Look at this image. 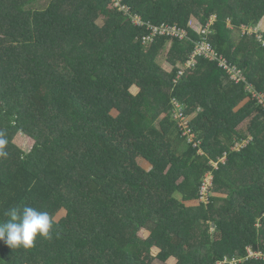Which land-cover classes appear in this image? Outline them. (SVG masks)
Wrapping results in <instances>:
<instances>
[{
  "label": "trees",
  "instance_id": "trees-1",
  "mask_svg": "<svg viewBox=\"0 0 264 264\" xmlns=\"http://www.w3.org/2000/svg\"><path fill=\"white\" fill-rule=\"evenodd\" d=\"M122 2L130 16L111 0H0V221L28 205L53 225L31 249L0 242V264H264L247 252L264 254V108L245 88L264 96V0ZM213 13L214 53L245 81L195 51ZM163 24L187 37L148 28Z\"/></svg>",
  "mask_w": 264,
  "mask_h": 264
},
{
  "label": "built area",
  "instance_id": "built-area-1",
  "mask_svg": "<svg viewBox=\"0 0 264 264\" xmlns=\"http://www.w3.org/2000/svg\"><path fill=\"white\" fill-rule=\"evenodd\" d=\"M112 3V7L114 9H116L118 12L123 13L124 15H129V7L126 6L125 4H123L122 0H111ZM216 16L215 14H211L209 16V18L207 19V21L199 28L198 30V36H199V40H197L195 42V51L198 54H203L207 57L210 58H214L218 60V64L219 67L226 69L230 75V77L235 80V82H239V81H245L244 76L242 75L241 71L239 68L235 67L234 65H231L227 59L222 58V56L217 57L216 53H214V50L212 48V44L210 42V36H211V31H212V27H213V22L215 21ZM132 23L136 26H141L143 25V23L140 21V19L137 16H134L132 18ZM191 25V21H188V26ZM148 28L152 30V34H169L171 35V37H177L179 39H185L187 37V31L181 27H178L176 25L174 26H169V25H160L158 27L155 26H150L148 25ZM147 41H152L151 37L148 36L146 38H144V42ZM262 44L264 45V41L262 42ZM190 65V62L185 63V66L188 67ZM181 74V71L178 72V75ZM248 91L252 92V96L257 98V101L263 106L264 108V96L263 94L260 95L257 92H255V90L250 86L247 85L245 87ZM176 107V112L174 117L179 118V125H183L186 127V122H185V118L182 115V111L180 106L177 103H173ZM189 130L188 129H184V133H188ZM192 136V134H191ZM249 139H244L241 140L240 142H235L234 145L232 146V149L234 150H239L240 148H242L248 141ZM193 145H196V143H194ZM225 159V157H221L218 160L223 162ZM212 165L214 163H217V161H211ZM214 166V165H213ZM217 167V166H216ZM208 175H204L203 179H202V186H199V194H198V198L200 201H207V194H208V190H210V187L212 185V176L210 172H206ZM210 181L209 186H206V183ZM248 250V255L251 257H256L258 258L259 256H263L264 254L261 251H254V249L251 246H248L247 248ZM257 255H256V254ZM234 261V260H233ZM219 264H223V262H218ZM232 264V261H231Z\"/></svg>",
  "mask_w": 264,
  "mask_h": 264
},
{
  "label": "clouds",
  "instance_id": "clouds-1",
  "mask_svg": "<svg viewBox=\"0 0 264 264\" xmlns=\"http://www.w3.org/2000/svg\"><path fill=\"white\" fill-rule=\"evenodd\" d=\"M227 21L229 22V19ZM7 144L8 140L0 133V157L8 156ZM198 152H202V149L200 148ZM219 162L221 161L218 160L217 163ZM52 228V221L47 212L28 205L12 208L8 213V219L0 221V242L11 249H31L38 238L50 239Z\"/></svg>",
  "mask_w": 264,
  "mask_h": 264
},
{
  "label": "rangeland",
  "instance_id": "rangeland-1",
  "mask_svg": "<svg viewBox=\"0 0 264 264\" xmlns=\"http://www.w3.org/2000/svg\"><path fill=\"white\" fill-rule=\"evenodd\" d=\"M35 6H36L35 3H34V4H31L30 8H31V9H34ZM101 23H102V22H101ZM97 25H100V21H99V20L97 21ZM161 65H162L163 68H165L164 66H167V63H166V62H162ZM168 69H169V68H168ZM132 91H133L134 93L137 92L136 89H132ZM173 103H174V102H173ZM112 114H114V111H112ZM247 125H248V119H246L245 121L241 122V123L238 125L237 129H238V130H242V129L246 128ZM14 144L17 145L19 148H21L23 151H27V150L30 149V147H31V145H32L33 143H32V141H30V140H29L28 138H26L25 136L18 134V135L14 138ZM138 165H139L142 169H144V170H146V171L149 170V168H150L149 164H148L147 162L143 161L141 158L138 160ZM213 165H214V168H216V166L218 165V163H214ZM204 175H208V174L205 172V173L203 174V177H204ZM203 177H202V179H203ZM202 179H201V181H200V183H199V186H200V187L202 186ZM209 184H210V181H208V182L206 183V186L208 187ZM65 215H66V212H65L64 210H61V211L58 212V214H56V216H55V220H56V221H59V220H60L61 218H63ZM255 254H256V253H255ZM256 255H257V254H256ZM250 257H251V256H250ZM252 258H254V257H252ZM258 258H261V259L264 260V257H263V256H259ZM156 264H162V263L157 262ZM169 264H174V261H170ZM218 264H219V263H218Z\"/></svg>",
  "mask_w": 264,
  "mask_h": 264
},
{
  "label": "crops",
  "instance_id": "crops-1",
  "mask_svg": "<svg viewBox=\"0 0 264 264\" xmlns=\"http://www.w3.org/2000/svg\"><path fill=\"white\" fill-rule=\"evenodd\" d=\"M263 22H264V19H263Z\"/></svg>",
  "mask_w": 264,
  "mask_h": 264
}]
</instances>
